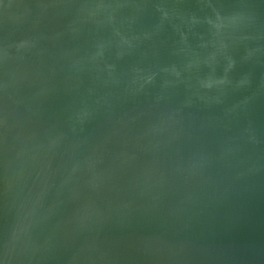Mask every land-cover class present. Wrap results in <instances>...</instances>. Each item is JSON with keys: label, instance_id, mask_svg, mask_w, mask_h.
<instances>
[{"label": "water", "instance_id": "water-1", "mask_svg": "<svg viewBox=\"0 0 264 264\" xmlns=\"http://www.w3.org/2000/svg\"><path fill=\"white\" fill-rule=\"evenodd\" d=\"M0 264H264V0H0Z\"/></svg>", "mask_w": 264, "mask_h": 264}]
</instances>
